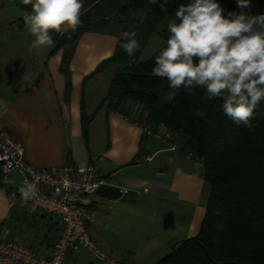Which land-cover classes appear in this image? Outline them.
<instances>
[{
    "label": "crops",
    "instance_id": "obj_1",
    "mask_svg": "<svg viewBox=\"0 0 264 264\" xmlns=\"http://www.w3.org/2000/svg\"><path fill=\"white\" fill-rule=\"evenodd\" d=\"M129 1L85 0L90 10L82 24L110 18ZM17 19L22 30L24 20ZM121 31L111 23L103 31L83 33L68 75L61 70L63 48L53 54L51 47L32 49L33 37L25 32L20 47L5 33L0 43V125L23 145L27 161L37 168L93 163L97 177L122 190L117 199L96 196L88 225L109 259L80 249L71 253L77 264H155L199 233L209 196L201 162L102 105L120 66L111 63L93 72L114 55ZM82 113L93 116L87 140ZM20 185L17 171L4 177L0 169V238L50 254L60 226L18 197Z\"/></svg>",
    "mask_w": 264,
    "mask_h": 264
},
{
    "label": "trees",
    "instance_id": "obj_2",
    "mask_svg": "<svg viewBox=\"0 0 264 264\" xmlns=\"http://www.w3.org/2000/svg\"><path fill=\"white\" fill-rule=\"evenodd\" d=\"M15 2L21 9L31 11V5ZM188 2L167 0L165 9H161L159 3L130 0L110 18L81 24L75 32L63 36L53 33L56 43L50 54L64 49L61 70L68 75L74 45L83 33L103 31L111 23H118L121 33L136 30L140 49L133 56L129 57L120 47V34L114 55L93 72L103 71L111 63L120 66L110 80L102 105L150 130L163 126L171 135L167 143L201 162L209 188L199 233L183 240L155 264H264V102L257 106L254 128L249 131L223 114L220 99L207 100L201 88L194 89L191 95L181 89L171 102L164 99L169 91L168 82L154 76L152 68L155 56L165 44L148 59L140 60L160 22L174 19L177 7ZM217 2L226 13L240 10L236 0ZM250 3L245 11L264 13V0ZM142 9L150 11L149 18L140 26L133 13ZM200 111L205 113L204 117L197 115ZM92 117L82 113L85 140Z\"/></svg>",
    "mask_w": 264,
    "mask_h": 264
},
{
    "label": "clouds",
    "instance_id": "obj_3",
    "mask_svg": "<svg viewBox=\"0 0 264 264\" xmlns=\"http://www.w3.org/2000/svg\"><path fill=\"white\" fill-rule=\"evenodd\" d=\"M100 0H95L99 3ZM165 9L167 0H148ZM31 5L23 16L31 34L30 47H53V33L61 36L75 32L90 9L85 0H20ZM237 11L225 12L217 0H189L175 11L167 24L165 46L155 56L152 74L168 82L164 99L171 102L181 90L193 94L203 89L209 101L220 99L223 114L249 131L257 106L264 102V13L245 11L250 0H236ZM150 10L133 13L140 26L149 18ZM137 31L121 33L120 47L129 56L140 49ZM204 117L205 113H197ZM23 199L36 195V185L25 181L19 189Z\"/></svg>",
    "mask_w": 264,
    "mask_h": 264
},
{
    "label": "built area",
    "instance_id": "obj_4",
    "mask_svg": "<svg viewBox=\"0 0 264 264\" xmlns=\"http://www.w3.org/2000/svg\"><path fill=\"white\" fill-rule=\"evenodd\" d=\"M141 128L146 135L165 141L170 137L163 126L157 131ZM169 146L177 149L174 144ZM0 169L4 177L17 171L21 179L16 190L18 197L37 211L51 215L60 226L50 254L41 253L32 245L0 238V264H77L71 253L80 249L99 259H109L92 239L88 228L96 191L101 185L109 184L104 177H97V165L69 163L37 168L27 161L23 145L0 125ZM25 181L34 183L37 189L36 195L28 200L19 191Z\"/></svg>",
    "mask_w": 264,
    "mask_h": 264
},
{
    "label": "rangeland",
    "instance_id": "obj_5",
    "mask_svg": "<svg viewBox=\"0 0 264 264\" xmlns=\"http://www.w3.org/2000/svg\"><path fill=\"white\" fill-rule=\"evenodd\" d=\"M15 1L16 0H0V43L4 41L3 34L5 33L6 35H10L12 38L11 42L16 43L17 47H20V44L25 42L22 33L29 32L26 27L20 30V28L23 27V23L19 21L17 17L23 18L28 10L24 11L23 9H20ZM169 20L170 19L160 22L157 32L153 34L147 46L143 49L140 60L148 59L156 50L160 49L165 44V37L168 36L167 24ZM6 76L9 78V73H6ZM8 81L10 80L8 79ZM169 134L170 133H168V135Z\"/></svg>",
    "mask_w": 264,
    "mask_h": 264
},
{
    "label": "water",
    "instance_id": "obj_6",
    "mask_svg": "<svg viewBox=\"0 0 264 264\" xmlns=\"http://www.w3.org/2000/svg\"><path fill=\"white\" fill-rule=\"evenodd\" d=\"M96 194L105 199H117L122 196V190L114 185L103 184L97 189Z\"/></svg>",
    "mask_w": 264,
    "mask_h": 264
}]
</instances>
